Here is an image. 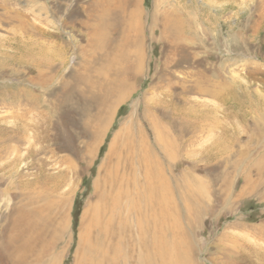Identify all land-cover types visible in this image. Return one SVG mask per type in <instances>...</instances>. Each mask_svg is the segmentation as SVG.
<instances>
[{
	"label": "rangeland",
	"instance_id": "1",
	"mask_svg": "<svg viewBox=\"0 0 264 264\" xmlns=\"http://www.w3.org/2000/svg\"><path fill=\"white\" fill-rule=\"evenodd\" d=\"M117 1L0 0V264H133L105 183L128 138L167 178L184 264H264V0ZM174 108L202 128L168 156Z\"/></svg>",
	"mask_w": 264,
	"mask_h": 264
},
{
	"label": "bare ground",
	"instance_id": "2",
	"mask_svg": "<svg viewBox=\"0 0 264 264\" xmlns=\"http://www.w3.org/2000/svg\"><path fill=\"white\" fill-rule=\"evenodd\" d=\"M100 4L106 5V3H103V4L100 3ZM96 6L98 7L99 4L97 3ZM103 8H104L103 6L100 8L102 12L104 11ZM99 15L101 14L95 13L94 15L93 14L91 15L95 23L98 22ZM166 33L167 32H165V34ZM177 38H178V35L176 34L172 38V40L174 39L176 40ZM192 89L195 92L203 91L202 87L199 84L194 85V88ZM221 96L222 98L225 97V96L223 97V95ZM171 100L173 103V99ZM161 106L163 107L162 103H161ZM169 106H171V104H169ZM170 113H173V117H174L173 119L170 116H166V114L164 116L163 115L164 113L162 114L163 118H167L166 120L168 121L170 125V128H169L168 126L166 127L161 124L162 127L164 128V133H166L167 135L169 134L170 136L171 135L170 133H172L171 132L172 130L170 131L171 126L174 127V125H177L178 127L179 125L180 128L176 129L177 130L176 133L174 135H171L170 138L167 137V135L165 134L166 139L164 140H162V138L164 137L163 136L164 134L160 130H157L158 137H159L157 138V140L160 142L161 146L163 147L164 152L168 156H171V153H172L171 150L173 149H177V151L178 150L182 151V147L180 148V144H178V141H182L184 139L185 133L187 134L188 132V133L194 134L196 131H201V128H202L201 123H200V120H202V118H200L202 117L201 114L199 117V115H196L194 113V115L191 116L192 121L188 122V119H190V115H188L184 110H182V108L181 109L174 108V110ZM197 116L199 119H196ZM202 125H205V124H202ZM223 131L224 133L226 132V130H223ZM223 131H222V134H223ZM126 144L127 146L125 150H127V154L125 157V165H126L127 173H128L127 177L124 172L120 173V175L111 176L110 174H108L106 178L104 177L106 179L105 183L107 184V186L110 187V190L113 189V187H115L116 184L120 185V198H125L128 209L130 210V212L134 213V215L136 216V223H135L136 230L135 231L137 232V236H136L137 238L135 239H137V241L136 240L135 241H136V244L138 245L139 250L136 251L135 244L129 243L130 248H131V254L130 256L124 257L122 261L124 262L125 260H128L131 257L133 260L132 261L133 264H184L183 263L184 259L181 260V256H182L181 247L182 246L180 247L179 236H178V233L180 230L178 231L176 221L173 222L172 220L173 215L171 214L172 215L171 216L168 212V209L166 208V202H167L166 200H168L169 197L168 195L167 196L164 195V190H165V187L168 181H167L166 176L161 171L160 166H158L159 161L156 160L154 155H152L148 149H146L145 147L143 148L140 145L139 147L145 150H143L141 155L138 154V152L136 151V148L133 147L134 145L137 144L135 140L128 138ZM217 145H218L217 143L212 145L213 146L212 148L216 149L217 152H221V149H219ZM137 168H141L143 170L144 184L139 183V180H138L139 178L137 177V173H136V171L138 170ZM61 176L62 175H60L59 178ZM104 195H105V192L103 193L101 192V194H99V199H102V198L104 199ZM112 199H118V198L115 194H113ZM103 225L105 226V224ZM121 228L122 227L120 226V232H121ZM171 232H174V235L172 237H171L172 235ZM129 242L131 241L129 240Z\"/></svg>",
	"mask_w": 264,
	"mask_h": 264
},
{
	"label": "crops",
	"instance_id": "3",
	"mask_svg": "<svg viewBox=\"0 0 264 264\" xmlns=\"http://www.w3.org/2000/svg\"><path fill=\"white\" fill-rule=\"evenodd\" d=\"M16 254H17L18 256H22V252H20V251H18Z\"/></svg>",
	"mask_w": 264,
	"mask_h": 264
}]
</instances>
